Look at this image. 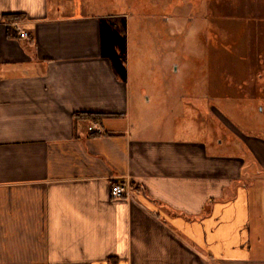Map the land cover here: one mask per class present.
<instances>
[{"label": "crops", "instance_id": "0c3cea01", "mask_svg": "<svg viewBox=\"0 0 264 264\" xmlns=\"http://www.w3.org/2000/svg\"><path fill=\"white\" fill-rule=\"evenodd\" d=\"M63 1L76 0L55 3ZM63 9L50 0H0V264H264V246L254 247L252 200L255 174L264 178V139L224 125L239 138L141 132L129 119L122 43L107 25L122 8ZM210 10L204 30L230 35L203 44V65L218 72L204 69L207 90L227 98L238 89L221 68L227 58L245 72L263 65L257 81L238 80L264 96V41L235 39L264 32V13L247 8L252 19H243L245 11ZM14 14L29 37L8 35L5 16ZM191 95L203 121L218 114ZM116 185L128 194L115 198Z\"/></svg>", "mask_w": 264, "mask_h": 264}, {"label": "rangeland", "instance_id": "374dc122", "mask_svg": "<svg viewBox=\"0 0 264 264\" xmlns=\"http://www.w3.org/2000/svg\"><path fill=\"white\" fill-rule=\"evenodd\" d=\"M198 1L201 5H197ZM60 4L65 13H101L122 8V18L112 15L107 25L111 37L122 43V51L118 47V52L125 57L126 66L123 62L122 73L130 81L129 119L141 132L149 130L158 132L161 137L191 140H204L212 133L214 143L221 138L229 140L227 133H230L237 140L239 137L231 130L222 128L224 125L240 135L264 139V103L261 105L264 96L246 90L245 82L239 81H244V78L257 81L263 75V65H258V68L250 65L245 72L242 68L238 69L239 65L233 66L235 59L226 58L221 68L227 81L237 84L238 89L229 90L232 92L229 93L230 97L223 98L222 94L214 97L207 90L203 71L207 69L214 76V73H218L215 71L216 65L204 66L199 57L205 41L215 44L217 36L228 39L230 35L220 32L216 36L204 30V24H209L213 16L210 10L212 5L223 17L236 15L247 8L262 15L264 0H76L57 4L55 0H50L53 9ZM253 12L250 14L252 17L255 16ZM246 17L249 16L242 18ZM256 23L253 20L252 24ZM115 24L119 25V30L112 29ZM157 24L164 30L168 29V37L158 27L164 39L160 37L159 30L154 27ZM156 29L157 34L154 32ZM246 35L252 40L256 39V43L263 44V30H259L258 35L239 33L235 39L240 40ZM212 50V47L209 48L208 53ZM255 51V48L248 50L250 54ZM231 77L234 79L230 80ZM191 93H195L208 107H216L218 114L208 112L207 120L203 121L192 102H188ZM229 152L235 153V149ZM255 175L253 237L255 250H258L264 246V219L259 212L260 207L264 215V178Z\"/></svg>", "mask_w": 264, "mask_h": 264}, {"label": "trees", "instance_id": "16d2710c", "mask_svg": "<svg viewBox=\"0 0 264 264\" xmlns=\"http://www.w3.org/2000/svg\"><path fill=\"white\" fill-rule=\"evenodd\" d=\"M20 15L19 14H14V15H7L5 16L7 22H8V35L13 38H21V36L18 34L17 30L15 29L12 24L19 19ZM77 119H96L99 121V115H94V114H88V113H77L76 114Z\"/></svg>", "mask_w": 264, "mask_h": 264}, {"label": "built area", "instance_id": "2783aa9c", "mask_svg": "<svg viewBox=\"0 0 264 264\" xmlns=\"http://www.w3.org/2000/svg\"><path fill=\"white\" fill-rule=\"evenodd\" d=\"M15 29L17 30V32H19L21 34V36L23 37H29L30 33L23 28L21 21H16L14 24ZM96 127V125H92L89 127L90 130H94ZM101 131V130H99ZM112 194L115 198H122L124 196H126L128 193L125 189V187L123 185H116L113 187L112 189Z\"/></svg>", "mask_w": 264, "mask_h": 264}]
</instances>
